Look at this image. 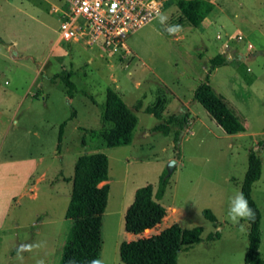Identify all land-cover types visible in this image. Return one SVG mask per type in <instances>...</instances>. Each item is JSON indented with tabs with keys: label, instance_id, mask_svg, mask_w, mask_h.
Listing matches in <instances>:
<instances>
[{
	"label": "rangeland",
	"instance_id": "rangeland-1",
	"mask_svg": "<svg viewBox=\"0 0 264 264\" xmlns=\"http://www.w3.org/2000/svg\"><path fill=\"white\" fill-rule=\"evenodd\" d=\"M163 1L166 24L156 18L129 36V49L113 52L59 40L62 0H0V264L61 263L75 165L80 155L96 152L109 157L103 264H124L122 242L173 223L204 229L200 243L179 253L178 264H245L250 224H233L228 208L242 190L251 150L263 161L253 197L263 214L264 257V0H217L223 13L209 27L188 22L177 0ZM177 24L182 30L169 35L165 28ZM218 54L233 61L216 68L210 83L247 127L239 134H227L194 98ZM63 71H71L77 86L72 99L55 76ZM108 88L138 118L130 144L108 146L102 136L113 126L102 119ZM173 159L160 200L167 216L143 234L127 232L136 190L151 183L156 191ZM215 231L221 237L209 240ZM21 245L32 249L18 254Z\"/></svg>",
	"mask_w": 264,
	"mask_h": 264
},
{
	"label": "trees",
	"instance_id": "trees-1",
	"mask_svg": "<svg viewBox=\"0 0 264 264\" xmlns=\"http://www.w3.org/2000/svg\"><path fill=\"white\" fill-rule=\"evenodd\" d=\"M176 4L188 22L196 27L205 20L215 6L211 0H177ZM0 41H3L1 36ZM232 61L225 54H218L212 58L206 80L198 85L194 98L207 109L227 134H239L246 131L245 125L229 106L225 97L218 94L210 83L211 73ZM71 75V71H63L55 75L65 82L69 99L75 96L77 90ZM74 116L75 111L71 118ZM102 119L106 123L113 124L110 129L101 132L108 146L127 145L132 142L138 118L113 88L107 89ZM66 123L65 121L61 125L58 149L61 148ZM92 133L98 134L99 130L93 129ZM260 144L264 145V141ZM262 172V158L255 150H251L241 190L254 212V218L248 220L249 249L245 255V264H264V257L260 251L263 214L253 197V186L260 180ZM108 180L109 157L106 153H86L79 156L75 165L72 195L66 211V217L72 221V226L60 264H70L71 261H75L76 264H89L93 259H100L103 248V217L110 193ZM168 184L169 177L164 174L156 191L151 183L136 190L134 200L125 215L127 232L135 235L143 234L163 221L167 216V208L160 200L164 197ZM203 213L213 223L218 222L217 216L211 209H205ZM203 231L202 226L187 228L179 223H173L151 236L122 242L120 257L124 264H178L179 253L200 243ZM220 237V232L215 231L209 234L208 239L214 241Z\"/></svg>",
	"mask_w": 264,
	"mask_h": 264
},
{
	"label": "built area",
	"instance_id": "built-area-1",
	"mask_svg": "<svg viewBox=\"0 0 264 264\" xmlns=\"http://www.w3.org/2000/svg\"><path fill=\"white\" fill-rule=\"evenodd\" d=\"M62 1L65 6L56 9L62 19L59 40L113 52L129 49V36L155 20L164 6L163 0ZM238 39L243 37L238 35Z\"/></svg>",
	"mask_w": 264,
	"mask_h": 264
},
{
	"label": "clouds",
	"instance_id": "clouds-1",
	"mask_svg": "<svg viewBox=\"0 0 264 264\" xmlns=\"http://www.w3.org/2000/svg\"><path fill=\"white\" fill-rule=\"evenodd\" d=\"M157 19L161 24H166L168 17L164 14H158ZM169 35H175L182 30V26L170 25L165 28ZM254 218L253 209L249 206L248 200L246 199L243 192H238L230 198L228 208V219L233 224H239L241 220H252ZM32 245H21L18 249V254L24 251H31ZM70 264H76L75 261H71ZM89 264H103L101 259H93Z\"/></svg>",
	"mask_w": 264,
	"mask_h": 264
},
{
	"label": "crops",
	"instance_id": "crops-1",
	"mask_svg": "<svg viewBox=\"0 0 264 264\" xmlns=\"http://www.w3.org/2000/svg\"><path fill=\"white\" fill-rule=\"evenodd\" d=\"M215 6L211 13L205 18V20L202 23H205L206 27H209L211 24L217 21V19L220 17V15L223 13V9L219 6L217 0H211ZM201 25V24H200ZM196 27V26H195ZM198 27V26H197ZM228 33V32H227ZM228 44H225L224 46H227ZM219 94V93H218ZM222 95V94H220ZM224 96V95H223ZM225 97V96H224ZM226 99V97H225ZM227 101V99H226ZM229 104V103H228ZM246 127V126H245ZM247 130V127H246Z\"/></svg>",
	"mask_w": 264,
	"mask_h": 264
},
{
	"label": "water",
	"instance_id": "water-1",
	"mask_svg": "<svg viewBox=\"0 0 264 264\" xmlns=\"http://www.w3.org/2000/svg\"><path fill=\"white\" fill-rule=\"evenodd\" d=\"M229 58L231 59V56H229ZM177 164V160L173 159L169 162V165H168V177H170L174 171V168Z\"/></svg>",
	"mask_w": 264,
	"mask_h": 264
}]
</instances>
